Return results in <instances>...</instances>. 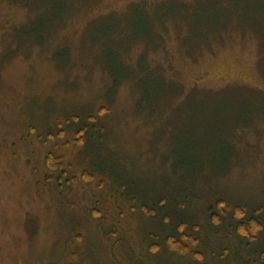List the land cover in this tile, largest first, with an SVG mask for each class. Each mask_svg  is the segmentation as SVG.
I'll use <instances>...</instances> for the list:
<instances>
[{"label": "rangeland", "instance_id": "obj_1", "mask_svg": "<svg viewBox=\"0 0 264 264\" xmlns=\"http://www.w3.org/2000/svg\"><path fill=\"white\" fill-rule=\"evenodd\" d=\"M135 4L171 16L137 38ZM60 5L0 0V264H264V227L246 248L210 221L223 199L264 223V0ZM179 223L194 259L163 243Z\"/></svg>", "mask_w": 264, "mask_h": 264}, {"label": "trees", "instance_id": "obj_2", "mask_svg": "<svg viewBox=\"0 0 264 264\" xmlns=\"http://www.w3.org/2000/svg\"><path fill=\"white\" fill-rule=\"evenodd\" d=\"M46 5L48 6V12L56 13L57 8H61L62 6H58V3L61 2L62 5H64L65 0H44ZM57 4V6H56ZM139 4H135L132 9L130 10L127 17H125L127 25H129L127 30H132L133 35L137 38H141L140 36H144L148 33V28L150 27V24L153 20H158L160 22H164L166 20V16H171L167 11L164 9H158L154 11L147 12L146 15L142 14L141 10L138 7ZM216 6L214 3H210L208 7ZM211 10H207L206 14L207 16H213L218 12V10H215L216 8H210ZM107 20L105 19V22ZM132 25V26H131ZM112 28V29H111ZM119 30L120 32V26L117 24L110 23L108 28L105 30V32L113 33L117 32ZM130 31V32H132ZM104 32V33H105ZM119 34V33H118ZM151 40V39H150ZM106 47V46H105ZM104 52L106 54H109L110 51L105 49ZM107 71L110 75L114 76V83L117 85L119 80L124 79L123 77L126 76V74H123L120 72V74L114 73L113 69L111 68V63L109 60H107ZM131 76V74L128 73L126 77ZM104 106H100L98 109V114H102L105 111ZM94 116H90V118H93ZM64 131L61 130L59 134H56V136L63 135ZM84 132L85 128H79L75 132L74 136V145L80 146L82 145L84 141ZM53 136V135H52ZM60 156L57 155L54 151H49L46 153L44 157V164L49 172H56L60 169ZM142 212L144 214H147L149 212L146 211V209L141 208ZM259 208H256L252 210L251 216L247 217L248 210L242 206V205H230L223 199L216 200L213 207L210 208L211 214H210V221L213 225L219 226L223 220L228 218L229 216L233 220V231L236 236L242 238L245 242V247L250 248L251 245H253L255 242L258 241L259 234L263 230L264 223L262 220L258 217ZM92 217L98 218L97 212L91 213ZM164 245L168 248L169 251L175 252L176 254L188 257L191 259H194L199 256L198 251H196V238L188 234L185 231V225L184 223H179L176 227L175 234H168L163 239ZM159 250V245L157 243H152L149 246V252L156 253ZM247 250V249H246ZM64 264V263H60ZM69 264V263H68Z\"/></svg>", "mask_w": 264, "mask_h": 264}]
</instances>
